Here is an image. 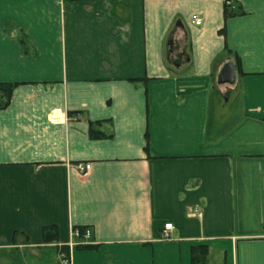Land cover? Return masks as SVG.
Masks as SVG:
<instances>
[{
    "label": "crops",
    "instance_id": "1",
    "mask_svg": "<svg viewBox=\"0 0 264 264\" xmlns=\"http://www.w3.org/2000/svg\"><path fill=\"white\" fill-rule=\"evenodd\" d=\"M1 82L0 264H264V0H0Z\"/></svg>",
    "mask_w": 264,
    "mask_h": 264
},
{
    "label": "trees",
    "instance_id": "2",
    "mask_svg": "<svg viewBox=\"0 0 264 264\" xmlns=\"http://www.w3.org/2000/svg\"><path fill=\"white\" fill-rule=\"evenodd\" d=\"M229 5L226 7V16H231ZM17 86L16 83L1 82L0 83V109L7 107L11 101L14 88ZM91 135L93 138L105 137L101 132L91 130ZM81 233H84V228H77ZM45 240L47 242H52L57 238V228L52 226L46 228L44 231ZM68 248V247H67ZM63 246L62 251L68 252V249ZM209 254V248L207 245L199 244L192 248V264H208L207 257Z\"/></svg>",
    "mask_w": 264,
    "mask_h": 264
},
{
    "label": "built area",
    "instance_id": "3",
    "mask_svg": "<svg viewBox=\"0 0 264 264\" xmlns=\"http://www.w3.org/2000/svg\"><path fill=\"white\" fill-rule=\"evenodd\" d=\"M197 24H200V20L197 21ZM73 168L77 170V172H79L81 175H87L89 170L91 169V164L77 163L73 165ZM172 230H173V224L166 223L162 231V238L164 239L170 238ZM73 233L79 240H81L80 242L81 244H87L88 240L91 238V232L87 228L85 229L84 233H81L79 229H74ZM80 243L71 241L68 244V248L73 249L76 245ZM59 260H60V264H71V251L70 250H68V252L61 251L59 254Z\"/></svg>",
    "mask_w": 264,
    "mask_h": 264
},
{
    "label": "water",
    "instance_id": "4",
    "mask_svg": "<svg viewBox=\"0 0 264 264\" xmlns=\"http://www.w3.org/2000/svg\"><path fill=\"white\" fill-rule=\"evenodd\" d=\"M238 73L233 60L224 62L218 72V84L235 85L237 83Z\"/></svg>",
    "mask_w": 264,
    "mask_h": 264
}]
</instances>
